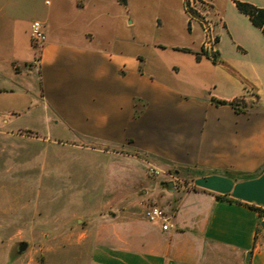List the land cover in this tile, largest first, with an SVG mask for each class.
Returning <instances> with one entry per match:
<instances>
[{
    "label": "crops",
    "instance_id": "0c3cea01",
    "mask_svg": "<svg viewBox=\"0 0 264 264\" xmlns=\"http://www.w3.org/2000/svg\"><path fill=\"white\" fill-rule=\"evenodd\" d=\"M236 1L264 9L228 0L226 40L207 54L208 20L191 25L183 0H163L180 19L159 36L149 12L122 14L118 0H0L1 141L31 139L81 160L92 185L101 178L97 205L115 210L95 228V263L264 264V213L251 208L264 210V50L237 62L222 53L264 35ZM151 204L171 228L146 220Z\"/></svg>",
    "mask_w": 264,
    "mask_h": 264
},
{
    "label": "rangeland",
    "instance_id": "374dc122",
    "mask_svg": "<svg viewBox=\"0 0 264 264\" xmlns=\"http://www.w3.org/2000/svg\"><path fill=\"white\" fill-rule=\"evenodd\" d=\"M118 1L122 14L127 9L149 12V29L156 36L162 33L157 31L168 16L170 21L180 19L174 11L166 15L160 8L163 0ZM183 10L191 25L201 13L211 23L213 47L220 38L226 40L220 20L229 19L232 13L228 0H183ZM229 28L235 37H244L245 28ZM250 40L248 44L240 39L237 47L226 45L222 53L236 62L244 57L252 60L260 49L264 50V43ZM206 53L211 54L210 50ZM1 136L0 264H97L92 257L94 231L115 210L112 205H97L108 191L101 178L98 176L92 185L90 174L80 166L81 160L52 149L43 150L31 139L15 138L10 143L1 141ZM136 197L139 202L140 193ZM141 204L131 208L139 213ZM20 243H26V248L19 253Z\"/></svg>",
    "mask_w": 264,
    "mask_h": 264
},
{
    "label": "built area",
    "instance_id": "2783aa9c",
    "mask_svg": "<svg viewBox=\"0 0 264 264\" xmlns=\"http://www.w3.org/2000/svg\"><path fill=\"white\" fill-rule=\"evenodd\" d=\"M205 24L202 25V30L204 32V42L203 47L205 50L212 52V44L214 43V37L212 35L211 26L209 21H205ZM30 42L33 48L39 50L45 42V34L42 29L40 22L35 21L31 24L30 27ZM37 58L35 59V62ZM150 176H158L163 174L162 171L150 167L147 172ZM144 217L150 223H159L162 230H168L172 227L170 224V215L165 213L160 207L156 205H147L143 211Z\"/></svg>",
    "mask_w": 264,
    "mask_h": 264
},
{
    "label": "trees",
    "instance_id": "16d2710c",
    "mask_svg": "<svg viewBox=\"0 0 264 264\" xmlns=\"http://www.w3.org/2000/svg\"><path fill=\"white\" fill-rule=\"evenodd\" d=\"M122 2H125V0H121ZM236 8L239 12L247 15L249 19L251 20L253 26L259 28L264 35V9L262 8H256L252 6V4L249 3H243V2H235ZM216 103H224L222 101L216 102ZM254 210H257L258 213H264V210H261L256 207H251Z\"/></svg>",
    "mask_w": 264,
    "mask_h": 264
},
{
    "label": "water",
    "instance_id": "95a60500",
    "mask_svg": "<svg viewBox=\"0 0 264 264\" xmlns=\"http://www.w3.org/2000/svg\"><path fill=\"white\" fill-rule=\"evenodd\" d=\"M25 248H26V243H20L18 246V252L20 253V252L24 251Z\"/></svg>",
    "mask_w": 264,
    "mask_h": 264
}]
</instances>
